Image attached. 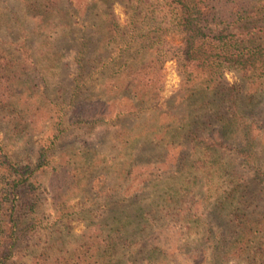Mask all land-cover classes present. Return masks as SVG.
Listing matches in <instances>:
<instances>
[{
  "label": "rangeland",
  "instance_id": "rangeland-1",
  "mask_svg": "<svg viewBox=\"0 0 264 264\" xmlns=\"http://www.w3.org/2000/svg\"><path fill=\"white\" fill-rule=\"evenodd\" d=\"M129 5L128 0H110L104 6L121 29L130 14ZM0 9V57L11 60L14 56L20 67L31 69L17 74L14 83L10 82L11 75H4L10 87L4 96L6 103L0 105V205H16L18 199L27 205V215L20 219L21 226L15 232L17 239L11 242L8 238L10 225L0 228V234L6 235L10 244L5 249L6 253L11 250L8 264H34V259L42 254L47 258L52 254L54 259L56 248L64 253L83 242L80 237L88 233L90 221L103 226L122 219V208L134 221L128 230L131 241L139 238L144 244L146 238L168 234L184 254L197 248L221 251L240 234L234 221L242 220L245 212V217L253 222L260 218L264 190L238 158L240 137L236 136L233 142L226 140L208 162L213 173L217 161L224 165V171H235L244 178L246 186L240 199L243 205L236 212L231 209L234 204L228 206L230 189L218 190L221 199L217 203L214 196L206 193V182L213 195L214 186L223 185L218 174H211L214 180L210 182L204 174L207 165L187 170L196 160L192 156L196 140L187 137L181 145L174 140L173 145L178 148L172 151L164 140L153 138L152 131L167 120L172 128L178 125L171 115L186 119L189 112L182 85L191 77L182 72L176 57L162 62L158 91H152L151 100L146 102L135 101L129 92L120 97L108 94L110 81L104 79L114 68L104 60L112 55L109 49L96 56L91 51L83 54L81 85L74 89L72 68L67 63L72 62L78 48L76 22L80 16L71 11L68 17L59 15L72 22V29L70 36L51 34L54 47L63 55L61 71L52 79L49 29L36 31L19 0H0ZM85 19L97 24L102 21V17L90 14ZM167 40L173 45L180 42L174 34ZM226 80L239 84L231 72L226 74ZM35 101L40 105L34 110ZM132 104L142 110L130 112ZM255 112L264 117L261 106ZM162 114L170 116L165 118ZM219 121L217 115L205 116L195 121L193 130L197 136L206 137V128L216 127ZM258 149L264 159V141L259 142ZM177 157L179 163H173ZM150 162L153 166L146 167ZM128 164L135 165L129 173ZM187 173L195 177L194 181L186 180ZM139 205L145 209L144 217L136 211ZM194 213L200 218L189 229L183 221ZM213 235L217 237L209 245ZM52 246L53 252L44 250ZM215 262L237 264L220 259L218 254L209 264Z\"/></svg>",
  "mask_w": 264,
  "mask_h": 264
},
{
  "label": "trees",
  "instance_id": "trees-1",
  "mask_svg": "<svg viewBox=\"0 0 264 264\" xmlns=\"http://www.w3.org/2000/svg\"><path fill=\"white\" fill-rule=\"evenodd\" d=\"M19 1L22 11L35 23L36 31L49 29L50 40L54 39L51 34L55 35L57 32L62 36H70L72 22L59 15L68 17L71 11L73 15L80 16L76 22L78 48L72 56V62L67 63L72 68L70 74L74 89L81 79L83 54L91 51L96 56L109 49L112 55L104 60L109 61L114 68L104 79L106 82L110 81L107 85L108 94L120 97L129 92L135 101L146 102L151 100L152 91H158L157 81L161 78L162 62L168 57H176L182 72L188 78L191 77L182 85L189 112L186 119L179 120L172 115L162 114L165 118L170 116L178 125L175 124L172 128L167 120L159 129L152 131L153 138L162 142L164 140L172 151L178 148L177 144L173 145L176 143L174 140H178L180 145L187 137L190 141L196 140L198 144H194L192 154L196 160L191 162L187 170L191 172L193 167L202 169L207 165L208 171L204 174L210 182L214 180L211 174H218L223 185L212 187L215 190L213 195L206 182V193L211 198L214 196L217 203V199H221L218 190L230 189L228 206L234 204L231 209L236 212L243 205L240 199L243 187L246 186L244 178L235 171H224V165L217 161L213 173L208 162L214 159V156L211 157L213 153L224 147L226 140L233 142L238 136V158L264 190V159L260 158L258 149L259 142L264 141V117L255 112L259 106L264 110V0H128L130 14L123 27L126 28L125 31L104 8L110 0ZM2 10L0 9V14ZM87 14L102 17V21L99 24L87 22ZM172 34L179 39V45H173L167 40ZM52 40L49 44L53 79L61 71L63 55L56 50ZM11 57V60L0 57V105L6 103L4 96L10 87L4 75H11L10 82L14 83L17 74L31 72V69L20 67L18 58ZM229 72L238 77L239 84L226 80ZM89 79L90 77L84 80ZM39 105L35 101L34 110ZM132 108L130 112L142 110L137 109L135 104H132ZM224 110L225 114H220ZM211 115L219 117L218 125L212 129L206 128V137L197 136L193 130L195 121ZM179 160L177 157L173 163H179ZM201 160L205 162L200 165ZM145 166L153 164L150 162ZM127 167L129 173L130 168L135 165L128 164ZM186 178L184 180L195 179L191 173H187ZM26 208L27 205L21 204L19 199L16 205H0V228L10 225L8 238L11 242L18 238L15 232L21 226L20 219L27 215ZM136 211L141 212L142 217L145 216V209L141 205ZM119 212L124 215L122 219L103 226L90 221L91 227L87 234L80 237L83 242L77 247L64 253L56 248L58 254H54L57 257L53 259L51 254L47 258L42 254L34 259V264H209L217 254L226 262L264 264V210L255 222L245 217L246 212L242 220L234 221L240 234L225 249L213 252L211 248H197L190 254L180 253L177 243H173L168 234L146 238L144 244L139 242V238L131 241L132 235L128 230L134 221L126 213V208ZM199 218L194 213L183 223L190 229ZM213 237L217 235L209 237V245L212 244ZM57 241L63 243L61 238ZM142 245L144 247L139 248ZM9 246L7 236L0 234V264H8L11 250L6 253L5 249ZM218 246L217 244V248ZM54 248L52 246L44 250L53 252Z\"/></svg>",
  "mask_w": 264,
  "mask_h": 264
}]
</instances>
